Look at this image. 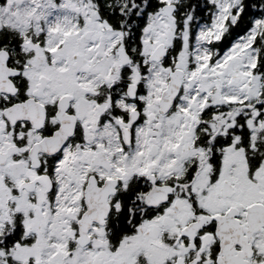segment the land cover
Here are the masks:
<instances>
[{"label": "snow or ice", "instance_id": "obj_1", "mask_svg": "<svg viewBox=\"0 0 264 264\" xmlns=\"http://www.w3.org/2000/svg\"><path fill=\"white\" fill-rule=\"evenodd\" d=\"M0 264H264V0H0Z\"/></svg>", "mask_w": 264, "mask_h": 264}]
</instances>
